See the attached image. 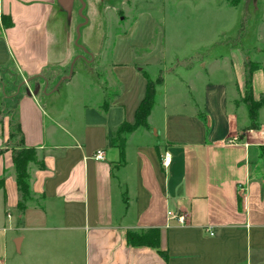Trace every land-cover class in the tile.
Returning a JSON list of instances; mask_svg holds the SVG:
<instances>
[{"label": "crops", "instance_id": "1", "mask_svg": "<svg viewBox=\"0 0 264 264\" xmlns=\"http://www.w3.org/2000/svg\"><path fill=\"white\" fill-rule=\"evenodd\" d=\"M58 1L0 0V68L12 67L26 87L47 85L49 20ZM128 31L98 60L114 93L108 83H85L101 92L96 103L47 109L30 90L22 93L21 82L0 96V147L14 114L25 146L43 163L28 165L30 198L19 211L12 152L0 156V264H264V107L258 129H248L242 54L230 53L228 80L212 79L213 64L203 62L186 79L162 71L153 79L141 67L150 53L141 62L119 58ZM149 46L147 40L141 48ZM253 63L261 66L251 75L259 101L264 60ZM145 75L161 80L148 128L124 136L121 157L112 142L123 123L134 122ZM97 150L104 160L94 158ZM168 212L185 215V223ZM148 229L158 230L157 247L127 242V232Z\"/></svg>", "mask_w": 264, "mask_h": 264}, {"label": "rangeland", "instance_id": "2", "mask_svg": "<svg viewBox=\"0 0 264 264\" xmlns=\"http://www.w3.org/2000/svg\"><path fill=\"white\" fill-rule=\"evenodd\" d=\"M83 15L87 23L80 28L79 46L75 45L76 26L83 22L78 16V0H59L49 20L52 66L44 71L47 86L41 81H32L30 87L12 67L0 68V96L14 92L22 83V93L31 91L47 109L70 105L78 107L82 102L96 103L101 92L89 85L114 84L110 74L104 71L105 79L99 76V59L108 52L118 37L124 36L139 20L136 29L126 37L125 44L118 49L120 59L141 62L154 79L159 71L187 77L195 74L199 63L210 68L212 79L228 80V60L233 50L239 51L245 61L264 60V0H84ZM232 2L236 3L234 5ZM150 41L148 48L142 45ZM110 42V44H109ZM131 43V44H130ZM133 44V45H132ZM128 48V50H127ZM110 55V54H109ZM83 56V57H82ZM155 57L161 63L151 62ZM73 78L63 80L54 92L57 83L69 74L72 62ZM217 60V62H215ZM104 69L107 70L106 67ZM2 86L5 91L2 90ZM11 87V89H7ZM14 88V89H13ZM44 89L49 92L44 93ZM54 94L53 97H46ZM14 117V114H12Z\"/></svg>", "mask_w": 264, "mask_h": 264}, {"label": "trees", "instance_id": "3", "mask_svg": "<svg viewBox=\"0 0 264 264\" xmlns=\"http://www.w3.org/2000/svg\"><path fill=\"white\" fill-rule=\"evenodd\" d=\"M234 5L236 3L232 2ZM4 22V18H3ZM7 25V24H5ZM246 66V90L245 95L242 99L243 103L246 105L249 118L251 120V125L248 129H258L256 125L257 112L259 108L264 107V99L255 101L252 96L251 89V75L253 71L259 69L261 66L257 63L250 61L245 62ZM146 78V89L145 94L138 105L134 122L132 124L123 123L118 129L116 138L113 140V144L119 150L122 157L124 150L125 135L133 132L139 127L148 128L147 118L151 112V109L155 103L156 87L161 82L160 79L152 81L145 75ZM37 79V78H34ZM45 82L48 83L47 80ZM46 84V83H45ZM47 86V85H46ZM49 92L44 89V93ZM10 149L12 152V161L15 170L16 182L18 191L20 194V200L18 202V210L22 211L25 208V202L30 198V187H29V176L27 172L28 165L30 163L36 164L39 168H43V163L37 160V151L33 147H27L24 144L23 134L20 128L19 120L16 117L11 118L10 128H9V138L6 142L5 147H0V156L6 149ZM127 242L133 246H150L157 247L159 240V233L156 229H148L142 232H127ZM166 256V254H163Z\"/></svg>", "mask_w": 264, "mask_h": 264}, {"label": "water", "instance_id": "4", "mask_svg": "<svg viewBox=\"0 0 264 264\" xmlns=\"http://www.w3.org/2000/svg\"><path fill=\"white\" fill-rule=\"evenodd\" d=\"M79 4H80V9L78 10V16L80 18L83 19V22L79 25L76 26L75 29V33H76V38H75V45L78 46L83 52L88 53L87 50L85 49V47L83 46H79L78 41L80 39V28L85 25L87 23V19L85 18V16L83 15V11L86 7L85 1L84 0H78ZM69 3H71V0H69ZM83 57V56H82ZM75 60L72 62L70 69H69V74L67 77H63L55 86L54 89H56L58 87V85L61 83V81L65 80V79H70L72 77L73 74V66H74Z\"/></svg>", "mask_w": 264, "mask_h": 264}, {"label": "built area", "instance_id": "5", "mask_svg": "<svg viewBox=\"0 0 264 264\" xmlns=\"http://www.w3.org/2000/svg\"><path fill=\"white\" fill-rule=\"evenodd\" d=\"M236 141H238V138H233V140L229 141V143H236ZM94 158L96 160H104L105 159V155H104V151L103 150H97ZM170 158L169 155H165L163 158V166H167L169 164ZM168 217L170 219H176L180 224L185 223L186 221V216L183 214H174L172 212H168ZM210 234L212 235V232H210Z\"/></svg>", "mask_w": 264, "mask_h": 264}]
</instances>
